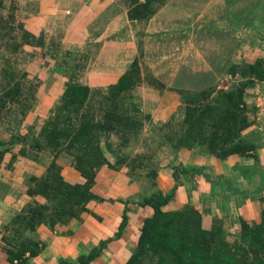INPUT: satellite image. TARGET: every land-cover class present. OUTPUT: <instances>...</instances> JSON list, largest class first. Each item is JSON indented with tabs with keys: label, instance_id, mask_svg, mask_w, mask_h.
I'll return each instance as SVG.
<instances>
[{
	"label": "crops",
	"instance_id": "0c3cea01",
	"mask_svg": "<svg viewBox=\"0 0 264 264\" xmlns=\"http://www.w3.org/2000/svg\"><path fill=\"white\" fill-rule=\"evenodd\" d=\"M21 1L32 8L24 19L25 27L32 33L43 32L47 38L60 34L61 43L72 45L73 49L92 46V56L83 54L85 64L76 74L91 90H108L136 60L141 76L137 85H145L143 82L149 78L162 89L153 105V121L158 120L159 112L170 113L178 106L177 90L197 92L218 89L222 83H228L234 77L229 71L237 61L239 49L249 51L248 55L253 57L249 63L260 57L255 52L254 40L255 34L259 39L264 34V0ZM62 77L54 81L58 93L64 86ZM152 89L148 85L144 90L152 92ZM146 100L144 97L143 101ZM51 106L54 103L48 104V108ZM217 160L212 154L182 148L170 156V162L163 164L154 179L132 176L123 168H100L93 189L102 200L90 201L89 212L67 224H56L54 228L41 224L27 231L26 235L42 248L37 255L17 264L75 262L80 254L109 238L100 256L89 264H124L137 243L143 219L153 213L148 205L128 201L158 191L169 192L174 185L175 164L203 168L211 182L195 176L201 185L198 188H206L205 192L217 199ZM223 160L230 166L236 158L230 154ZM50 162V157L36 161L17 155L13 162L5 157L0 163V264H15L7 259L5 239L15 237L14 214L31 200L28 194L31 178L43 176ZM57 162L67 182L74 183L81 178L69 154L60 153ZM188 181L176 189L174 199L166 206L187 195L191 190ZM35 198L43 201L39 195ZM244 203L249 205V219L259 222V214L264 211V192L249 196ZM125 207L126 224L119 236H115Z\"/></svg>",
	"mask_w": 264,
	"mask_h": 264
},
{
	"label": "trees",
	"instance_id": "16d2710c",
	"mask_svg": "<svg viewBox=\"0 0 264 264\" xmlns=\"http://www.w3.org/2000/svg\"><path fill=\"white\" fill-rule=\"evenodd\" d=\"M2 36L5 34L0 32V39ZM6 36L7 40L0 41V47L3 46L0 49L8 54L20 53L25 43L31 42L26 32H11ZM1 55L4 56L3 53ZM17 71L15 64L10 63L9 59H0V163L5 157L13 162L17 155L36 161L50 157L51 162L43 176L31 178L28 188L31 200L13 218V224L17 225L13 227L14 233H18L19 228L28 227L33 230L41 224L54 227L56 224H67L71 219L79 218L82 213L89 212L90 201L102 200L93 189L100 168L106 166L117 170L121 165H131L134 168L141 165L139 155L142 158L145 155L139 153L132 156L131 153L121 151L130 142L128 129L133 120L132 116L121 115L118 108L127 101L132 106L138 105L127 92L141 79L136 60L119 81L104 92L91 90L89 86L81 83L77 73L67 75L68 79L65 80L58 103L42 115L41 122L35 120L30 125L23 122L25 114L33 107L35 94L29 87H25L27 81L20 80ZM235 71V65L231 66L229 73L234 76ZM241 76L264 80V60L257 59L247 64ZM244 83L239 81L226 90L218 89V94L223 97L216 98L215 112L210 115L207 111L210 104L202 105L201 101L215 88L197 92L177 90L181 97L183 115L177 121L171 117L160 126L151 124L150 130L158 137L157 143L170 145L174 149H196L219 159L241 152L246 147L242 145V140L234 138L249 124L244 114ZM189 107H193L192 110L200 109L193 118L187 116ZM17 114L22 116L16 118ZM7 121H15L12 128L4 126ZM112 132L116 136L114 140L110 136ZM105 151L110 155H106ZM62 152L72 157V165L80 172L81 178L74 183L67 182L61 174L57 157ZM110 156L114 158L113 162ZM194 176H201L211 182L210 175L203 168H186L175 164L172 173L174 185L169 192L158 191L133 202L140 206H150L153 213L143 219L137 243L124 264H141L142 257L151 250L163 252L174 264H238L233 256L208 255L206 252L196 251L187 245L176 229L170 227L175 216L182 220L184 211L168 213L164 207L174 199L176 189ZM221 178L240 194L244 193L226 177ZM258 183L250 192L252 195H258L264 189V174H260ZM244 194L247 195L246 192ZM37 195L43 197L44 201L38 202L35 198ZM126 211L125 207L115 236H119L126 224ZM110 239L103 240L89 252L80 254L75 262L61 260L54 264H89L100 256ZM249 239L252 241L255 257L264 253V211L261 212L259 223L249 224ZM5 240L4 249L10 262H25L40 250L37 242H17L14 235ZM249 264L255 263L249 261Z\"/></svg>",
	"mask_w": 264,
	"mask_h": 264
},
{
	"label": "rangeland",
	"instance_id": "374dc122",
	"mask_svg": "<svg viewBox=\"0 0 264 264\" xmlns=\"http://www.w3.org/2000/svg\"><path fill=\"white\" fill-rule=\"evenodd\" d=\"M31 10L32 8L25 5L21 0H0V32L5 34L0 41L7 40L8 37L6 34L11 32L19 34L26 32L28 33L29 41H31L30 43H25L20 53L8 54L0 49V54H4V56H0L1 61L6 58L9 59L10 63L15 64V68L18 70L17 74L20 75L19 79L26 80L25 87H29L35 94V99L32 102L33 107L28 112L25 111L27 113L25 114L23 123L26 125L32 124L35 120H40L39 122H41L42 115H45L50 108L54 107L51 106L48 108V104L51 102L54 105L57 104L61 92L58 93L55 91L57 87H55L56 83L54 81L59 76H63L62 80L63 78L66 80V78L68 79L67 75L81 72L82 66L86 61V59H82L83 54L89 57L93 54L91 50L92 46H82L73 49L72 45H64L61 43V36L57 34L60 31L56 32L57 35L51 36L50 38L45 37L43 32L35 34L29 31L25 27L24 19L29 15L28 13ZM0 48H3V46ZM254 49H256L255 52L259 53L260 56L256 58L264 60V47L256 44L254 45ZM248 53L249 51L247 49H239L237 61L235 62L236 71L234 77L228 83H222V87L218 88L226 90L234 83L239 81L245 82L243 95L245 103L244 114L249 122L239 135L234 138V140H242V145L246 147L241 152L233 153L236 161L229 166V162L227 163L223 160L226 157L222 158V160L217 158V177L224 176L226 179L229 176H233L237 169L249 165L254 168L264 166V140H256L257 135L264 130V80L241 76L244 67L250 64L248 61L253 58ZM78 60L81 61L78 62ZM60 82L62 81L60 80ZM143 83L145 85H135L127 91L138 102V105L136 107L132 106L127 101L121 103L118 109L121 115L132 116L133 120L132 126L128 129V131L130 130V133L128 132L130 142L128 145L122 147L121 151L131 153L132 156L139 153L145 155L143 158L140 155L138 157L141 160L140 166L136 165L132 168L131 165H121V168L132 176L154 179L155 174H157L163 164L168 162L170 156L180 149H174L170 145L163 143L158 144V137L151 132L150 126L152 123L160 126L169 121L171 117H174V121H177L183 115V106L181 104V97L177 92L179 97L178 106L170 113H167V111L163 113L159 112L157 116L158 120L153 121L151 115L153 105L162 94V89L149 78ZM148 85L153 88L151 90L152 92L144 90L148 88ZM218 89L215 88V90L210 91L205 100L201 101L202 105L210 104L209 108H207L209 115L215 112V106L217 105L215 104L216 98L223 97H220V94H218ZM144 97L145 100L149 98V101H143ZM202 105H199L201 109ZM189 108L186 111L189 118L195 117L200 110H192L193 107ZM21 116L17 114L16 118H20ZM14 123L15 121H7L4 126L6 128H12L11 126ZM2 134L6 136L4 132ZM114 134L113 132L110 133L111 139L113 140L116 139ZM132 140L136 142H131ZM106 153L110 155L109 152ZM111 160L113 162L114 158L111 157ZM200 177L197 178L200 179ZM195 178L194 176L188 181V187H190L192 192L188 190L187 195H183L180 198L181 201L164 207L165 212L168 213L178 212L179 210L184 211L182 220L180 217L175 216L170 222V227L176 229L178 235L182 237L187 245L192 246L196 251L206 252L208 255L221 254L223 256H233L235 262L238 264H249V261L255 264H264V253H260L262 252L260 251V256L255 257V254H253L254 247L252 241L249 239V224L259 223L261 221V214H259V222H254L252 219H249V205L244 203L245 199L242 204L237 203V201H241L239 197L229 199L218 195V198L214 199L210 196L211 194L209 192H205L206 188L204 190L198 188L201 185L198 181H195ZM190 194L193 196L190 197ZM140 199L138 198L136 200ZM261 199L262 197L259 198V202L262 201ZM134 201L129 200L128 202L133 203ZM17 214H14V217ZM243 224L246 226L244 227ZM15 226L17 225L14 224L13 227ZM18 230V233L14 237V240L17 242L20 240L37 242L26 235V232L32 229L24 227ZM38 246L41 250L42 247L39 243ZM14 262L15 264L22 263L16 260ZM141 264L174 263L167 259L163 252L151 250L142 257Z\"/></svg>",
	"mask_w": 264,
	"mask_h": 264
},
{
	"label": "flooded vegetation",
	"instance_id": "af4514ba",
	"mask_svg": "<svg viewBox=\"0 0 264 264\" xmlns=\"http://www.w3.org/2000/svg\"><path fill=\"white\" fill-rule=\"evenodd\" d=\"M256 140H264V130H262L257 135ZM260 174H264V166H261L260 168H254L253 166L249 165L247 167L237 169L233 176H229L227 178L228 181L239 186L244 193H247V195L244 193L240 194L234 187L229 185L227 181L221 178L223 176H219L216 180V185H218L216 191L218 192V195L229 199H232L233 197H239L244 200L249 196H256L252 195L250 192L256 187L258 180H260ZM262 192H264V189H262L260 193Z\"/></svg>",
	"mask_w": 264,
	"mask_h": 264
},
{
	"label": "water",
	"instance_id": "95a60500",
	"mask_svg": "<svg viewBox=\"0 0 264 264\" xmlns=\"http://www.w3.org/2000/svg\"><path fill=\"white\" fill-rule=\"evenodd\" d=\"M254 41L256 44H259L262 47H264V34L261 35L260 39L257 37V34H255V40Z\"/></svg>",
	"mask_w": 264,
	"mask_h": 264
},
{
	"label": "built area",
	"instance_id": "2783aa9c",
	"mask_svg": "<svg viewBox=\"0 0 264 264\" xmlns=\"http://www.w3.org/2000/svg\"><path fill=\"white\" fill-rule=\"evenodd\" d=\"M136 1H138V2H145V1H147V0H136Z\"/></svg>",
	"mask_w": 264,
	"mask_h": 264
}]
</instances>
